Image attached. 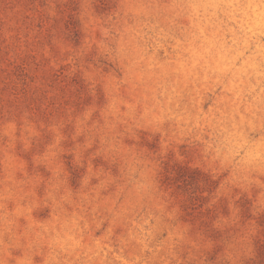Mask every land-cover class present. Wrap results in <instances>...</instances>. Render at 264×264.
Listing matches in <instances>:
<instances>
[{
	"label": "rangeland",
	"instance_id": "1",
	"mask_svg": "<svg viewBox=\"0 0 264 264\" xmlns=\"http://www.w3.org/2000/svg\"><path fill=\"white\" fill-rule=\"evenodd\" d=\"M0 264H264V0H0Z\"/></svg>",
	"mask_w": 264,
	"mask_h": 264
}]
</instances>
